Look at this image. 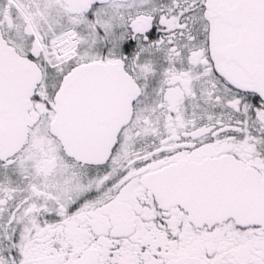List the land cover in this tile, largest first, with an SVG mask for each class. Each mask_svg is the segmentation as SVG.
Instances as JSON below:
<instances>
[{"label":"snow or ice","instance_id":"6c2138e0","mask_svg":"<svg viewBox=\"0 0 264 264\" xmlns=\"http://www.w3.org/2000/svg\"><path fill=\"white\" fill-rule=\"evenodd\" d=\"M0 264H264V0H0Z\"/></svg>","mask_w":264,"mask_h":264}]
</instances>
